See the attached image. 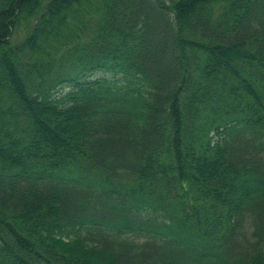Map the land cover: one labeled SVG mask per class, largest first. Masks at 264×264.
Returning <instances> with one entry per match:
<instances>
[{
    "label": "trees",
    "instance_id": "16d2710c",
    "mask_svg": "<svg viewBox=\"0 0 264 264\" xmlns=\"http://www.w3.org/2000/svg\"><path fill=\"white\" fill-rule=\"evenodd\" d=\"M0 264H264V0H0Z\"/></svg>",
    "mask_w": 264,
    "mask_h": 264
},
{
    "label": "bare ground",
    "instance_id": "6f19581e",
    "mask_svg": "<svg viewBox=\"0 0 264 264\" xmlns=\"http://www.w3.org/2000/svg\"><path fill=\"white\" fill-rule=\"evenodd\" d=\"M111 181H112V182H113V181H118L119 184H120V186H123V185L127 184V179L125 178V176H123V175H121V174H118L117 176H114V177L111 179ZM130 194H131V197H137V196H138V193H137V191H136L135 189H134V190H131V191H130ZM104 208H105L106 210H108V208L111 209L112 206H111V205L108 206V205L104 204ZM113 214L115 215V213H113Z\"/></svg>",
    "mask_w": 264,
    "mask_h": 264
},
{
    "label": "rangeland",
    "instance_id": "374dc122",
    "mask_svg": "<svg viewBox=\"0 0 264 264\" xmlns=\"http://www.w3.org/2000/svg\"><path fill=\"white\" fill-rule=\"evenodd\" d=\"M22 31H20V30H18V31H16L15 33H14V37H13V41L14 42H18L17 40L22 36ZM104 74H97L95 77H101V76H103Z\"/></svg>",
    "mask_w": 264,
    "mask_h": 264
}]
</instances>
